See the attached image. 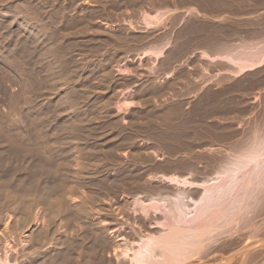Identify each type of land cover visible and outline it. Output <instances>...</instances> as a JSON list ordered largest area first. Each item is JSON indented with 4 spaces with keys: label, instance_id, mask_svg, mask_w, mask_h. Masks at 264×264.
Masks as SVG:
<instances>
[{
    "label": "rangeland",
    "instance_id": "1",
    "mask_svg": "<svg viewBox=\"0 0 264 264\" xmlns=\"http://www.w3.org/2000/svg\"><path fill=\"white\" fill-rule=\"evenodd\" d=\"M159 1L0 0V257L11 264H127L121 247L164 232L133 201L146 210L182 187L193 202L264 126V64L236 75L194 57L198 78L182 79L186 66L144 56L158 28L139 20ZM256 210L185 263L264 264V198Z\"/></svg>",
    "mask_w": 264,
    "mask_h": 264
},
{
    "label": "bare ground",
    "instance_id": "2",
    "mask_svg": "<svg viewBox=\"0 0 264 264\" xmlns=\"http://www.w3.org/2000/svg\"><path fill=\"white\" fill-rule=\"evenodd\" d=\"M162 20H163L162 14L160 13V11L157 10L154 11L153 13H142L139 21L145 27L152 28L160 25ZM246 45L248 46V44ZM253 47L249 46V49L251 48L253 50ZM261 47L260 49L258 48L259 50H257L256 52H253L255 50L253 51L251 49L249 50L248 47L246 49L244 47H240V48H244L245 50L239 49V51L236 52L231 51L232 53L230 52V54L229 55L227 54V56H224V58L230 61L228 63L233 64L236 67L234 73L240 74L246 70L253 69L264 63V55H262V51L261 54L258 53V51L262 50ZM162 51H163L162 47L154 46L145 50L144 56L145 55L149 57L151 56L155 61L156 58H159L160 56L163 55ZM142 57L143 56L141 55V58ZM221 57L223 58V55H221ZM151 69L154 70L153 65L150 67V70ZM118 70L120 72H124L125 68L119 67ZM262 139L263 141L259 143L261 145V148L258 150L259 151L258 153L260 154L259 155L260 157L258 158H261L260 160L257 161L253 160L252 165L246 169L245 168L246 161L252 158L251 156L254 155L253 152L254 147L250 148L249 152L245 155H244L245 151L241 152L242 155L236 161L226 166L225 168L226 175L221 182L214 185L210 189L201 190L197 194L196 199L193 202L191 200H187V202L191 201V204H196L197 201H201V204L197 207V210H194L195 219H193L189 223H186L183 217L185 212L189 213L191 210L189 208L187 210H182L184 203L181 197L182 194L186 192L179 191L178 188L176 191L172 193V197L170 196L171 199L169 196L160 197L159 198L160 200L157 199V201H154L156 200L154 198H152L153 200L150 199L149 205L151 204V202L152 204L146 210L141 208L142 204L140 201L138 200L133 201L132 211L139 212L144 216H147L149 212L153 215L154 214L160 215V219L155 222V227H159L164 232L160 231L161 233H159L156 236L154 235L148 237L145 236L139 237L138 240L133 245H127L121 247L120 251L118 252L119 254H116L117 258L121 259L122 261L126 260L127 264H182L185 263V261L190 259L191 257L197 255L200 256L209 248H211L216 236L223 234L226 231L228 232V230L231 229V226H234V224L231 223L234 222L236 225L237 221L239 223L240 218L244 217V215H246L248 212L250 213L251 209L246 205L242 209H239L234 212L233 208L238 204V202L246 201L247 199L255 200L257 198V194L261 190V186H262L261 183L264 180V138ZM248 173H249L248 180L244 182L246 174ZM164 179L168 181V183L170 184L171 183L177 184L179 186L180 185L185 186L188 181V180L186 181V177H179L176 175H169L163 177V180ZM211 179L212 178H210V180ZM200 189H201V185H200ZM53 192L56 193L55 190H53ZM48 193L44 196L46 197V199H48V196L50 195V193L49 195ZM58 200L57 202H59ZM159 208H162L163 210H160ZM62 225H64V223ZM8 252H9L8 250L4 251V255L0 257V264H11L7 258Z\"/></svg>",
    "mask_w": 264,
    "mask_h": 264
},
{
    "label": "crops",
    "instance_id": "3",
    "mask_svg": "<svg viewBox=\"0 0 264 264\" xmlns=\"http://www.w3.org/2000/svg\"><path fill=\"white\" fill-rule=\"evenodd\" d=\"M247 8L263 9L259 13L253 10L254 14L245 15ZM157 10L163 18L157 26V46L163 48L159 62L174 61L177 65L175 71L186 66L188 74L182 79L198 78L191 73L194 57L207 61L212 68L215 64L222 69L229 65L234 73L236 67L224 58L231 51L255 46V51L250 49L256 52L262 46L258 53L262 51L264 55V0H160Z\"/></svg>",
    "mask_w": 264,
    "mask_h": 264
},
{
    "label": "water",
    "instance_id": "4",
    "mask_svg": "<svg viewBox=\"0 0 264 264\" xmlns=\"http://www.w3.org/2000/svg\"><path fill=\"white\" fill-rule=\"evenodd\" d=\"M262 138H264V126L260 127L249 138H247L245 140V142L239 148L238 154H236V155H234L232 157L223 158V160L221 161V163L219 164V166L215 170V177L213 179H211L210 181H206V182L202 183L201 190L210 189L214 185H216L219 182H221L224 179L225 175H226V172H225L226 166H228L230 163L236 161L242 155L241 152L245 151L244 152V155H245V154H247L249 152L250 148L254 147V151H253L254 155H252L251 156L252 158H250L249 160L246 161V165H245L246 169L249 168L252 165V163H253L252 161L253 160H255V161L260 160L261 158H258V157H260L259 156L260 154L258 153L259 152L258 150L261 148V145L259 143L263 141ZM248 175H249V173L246 174L244 182H246L248 180ZM261 185H262L261 186V190L257 194V198L255 200L254 199L253 200L252 199H247L246 201L238 202V204L233 208V211L235 212V211H237L239 209H242L246 205V206L250 207V209H251L250 214L256 213L258 211V210H256L257 205L264 198V180L262 181ZM178 190L186 192V193L182 194V197H181L182 200H183V203H184L182 210H187L188 208L191 210L189 213L185 212L184 213V217H183L184 221L186 223H189L193 219H195V211L194 210H197V207L201 204V201H197L196 204H188L187 199H186L187 198V196H186L187 190L182 188V187H178ZM159 209L163 210L162 208H159Z\"/></svg>",
    "mask_w": 264,
    "mask_h": 264
}]
</instances>
